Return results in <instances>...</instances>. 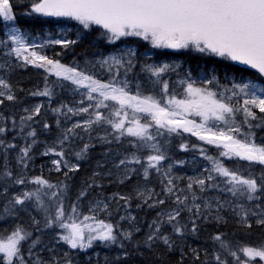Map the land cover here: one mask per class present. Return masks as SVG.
Here are the masks:
<instances>
[{"label":"snow or ice","instance_id":"obj_1","mask_svg":"<svg viewBox=\"0 0 264 264\" xmlns=\"http://www.w3.org/2000/svg\"><path fill=\"white\" fill-rule=\"evenodd\" d=\"M0 264H264V0H0Z\"/></svg>","mask_w":264,"mask_h":264},{"label":"rangeland","instance_id":"obj_2","mask_svg":"<svg viewBox=\"0 0 264 264\" xmlns=\"http://www.w3.org/2000/svg\"><path fill=\"white\" fill-rule=\"evenodd\" d=\"M174 58H176V59H182L183 57H174ZM22 71H23V70H22ZM221 74H223V71L221 72ZM28 76H29V73H25V74H24V78H25V80H26V77H28ZM42 99H43V98H30V100H42ZM259 134H260V133L258 132V135H259ZM188 155L190 156V154H188ZM184 170L187 171L188 174H193L190 166L186 167Z\"/></svg>","mask_w":264,"mask_h":264},{"label":"trees","instance_id":"obj_3","mask_svg":"<svg viewBox=\"0 0 264 264\" xmlns=\"http://www.w3.org/2000/svg\"><path fill=\"white\" fill-rule=\"evenodd\" d=\"M192 64L193 66L195 65V61L193 60L192 61ZM223 71V69L221 70V72ZM26 84H28V86H30V81L28 80V77H26V80H25Z\"/></svg>","mask_w":264,"mask_h":264}]
</instances>
